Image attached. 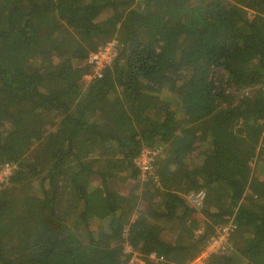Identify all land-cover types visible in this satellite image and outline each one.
<instances>
[{
    "label": "trees",
    "instance_id": "trees-1",
    "mask_svg": "<svg viewBox=\"0 0 264 264\" xmlns=\"http://www.w3.org/2000/svg\"><path fill=\"white\" fill-rule=\"evenodd\" d=\"M7 163L0 264H264V0H0Z\"/></svg>",
    "mask_w": 264,
    "mask_h": 264
},
{
    "label": "built area",
    "instance_id": "built-area-1",
    "mask_svg": "<svg viewBox=\"0 0 264 264\" xmlns=\"http://www.w3.org/2000/svg\"><path fill=\"white\" fill-rule=\"evenodd\" d=\"M118 44V40H112L90 55V62L94 64L95 70L97 69V72H100L105 64L110 63L113 57L116 56ZM155 153L156 152L151 149L145 150L138 159V166L145 179L153 175V162L155 161L153 157L155 156ZM15 167L16 166L10 165L8 163L0 167V189L7 184V180L13 174ZM206 196V191L200 189L198 191L191 192L187 198L193 207H195L197 210H200L204 208ZM233 228L234 226L232 221L220 227L218 236L213 237L210 240L207 248L201 252V254L195 260L188 264H204L205 259L210 254L225 251L227 245L230 243L229 238ZM150 257L156 259L157 254L152 253Z\"/></svg>",
    "mask_w": 264,
    "mask_h": 264
},
{
    "label": "rangeland",
    "instance_id": "rangeland-1",
    "mask_svg": "<svg viewBox=\"0 0 264 264\" xmlns=\"http://www.w3.org/2000/svg\"><path fill=\"white\" fill-rule=\"evenodd\" d=\"M16 61H18V63H19V62L21 63V58L18 57V59H16ZM18 63H17V64H18ZM96 71H97V69H96ZM90 78H91V76H86V77H85V80H86V81H89ZM259 150H260V144H258V147L256 148V152H257V154L259 153ZM255 157H256V156H255ZM255 157L253 158V160L255 159ZM253 165H254V164H253ZM142 176H143V175H142ZM143 179H145L144 176H143ZM124 187H125L124 191L127 192L131 186L128 185V184H126ZM1 188H2V187H1ZM219 229H220V228H219ZM229 242H230V241H229ZM229 244H231V246H232V244H233V246H234V243H232V242H230ZM229 244L227 245V248H228V246H230ZM233 246H232V247H233ZM127 249L130 250V247L128 246ZM202 252H203V251H202ZM195 259H196V258H195ZM195 259H194V260H195Z\"/></svg>",
    "mask_w": 264,
    "mask_h": 264
},
{
    "label": "crops",
    "instance_id": "crops-1",
    "mask_svg": "<svg viewBox=\"0 0 264 264\" xmlns=\"http://www.w3.org/2000/svg\"><path fill=\"white\" fill-rule=\"evenodd\" d=\"M113 40H115V39H113Z\"/></svg>",
    "mask_w": 264,
    "mask_h": 264
}]
</instances>
